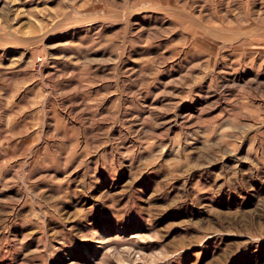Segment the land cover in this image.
I'll list each match as a JSON object with an SVG mask.
<instances>
[{
  "label": "rangeland",
  "instance_id": "obj_1",
  "mask_svg": "<svg viewBox=\"0 0 264 264\" xmlns=\"http://www.w3.org/2000/svg\"><path fill=\"white\" fill-rule=\"evenodd\" d=\"M0 264H264V0H0Z\"/></svg>",
  "mask_w": 264,
  "mask_h": 264
}]
</instances>
